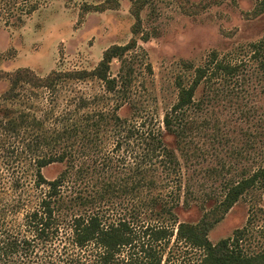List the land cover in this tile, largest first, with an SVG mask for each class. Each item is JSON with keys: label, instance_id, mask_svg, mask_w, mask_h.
<instances>
[{"label": "trees", "instance_id": "obj_1", "mask_svg": "<svg viewBox=\"0 0 264 264\" xmlns=\"http://www.w3.org/2000/svg\"><path fill=\"white\" fill-rule=\"evenodd\" d=\"M42 2L10 0L0 14L5 22L20 21L15 8L30 14ZM145 3L134 0L136 17ZM251 13L264 14V0H255ZM135 43L132 38L109 46L90 71L53 70L38 76L18 68L10 73L9 86L0 94V264H264V251L248 254L242 248V229L216 243L208 239V232L246 191L264 188V163L253 170L245 168L236 179L227 178L220 198L201 199L197 221L175 217L181 196L185 203L192 192L188 185L182 191V162L203 156L196 139L211 125L213 138L223 139L216 133L217 110L250 116L253 108L247 100L258 93L250 84L251 75L243 63L211 52L193 68L188 81L176 76V99L160 118L136 102L125 75L110 74L113 59L124 66L128 61L124 55ZM250 52L264 80V37L251 43ZM184 66L192 68L185 61ZM89 77L102 83L103 93L73 97L58 113L47 110L37 116L30 97L20 108L8 103L21 100L19 88L24 85L52 92L67 79ZM110 99L115 103L110 105ZM123 106L129 109L125 116L118 113ZM53 163L64 168L56 177L46 178L42 169ZM231 168L219 160V169L212 167L207 173L215 176L220 169ZM115 197L131 203V215L109 217L107 203L114 206ZM146 211L159 219L167 215L171 223L139 225L140 214ZM172 237L201 249L202 256L194 263L162 259L156 244Z\"/></svg>", "mask_w": 264, "mask_h": 264}, {"label": "rangeland", "instance_id": "obj_2", "mask_svg": "<svg viewBox=\"0 0 264 264\" xmlns=\"http://www.w3.org/2000/svg\"><path fill=\"white\" fill-rule=\"evenodd\" d=\"M9 2L0 0V10ZM254 4L255 0H147L136 17L134 0H44L30 14H24L17 2L15 6L19 8H15L14 13L21 16L20 21L13 22L15 19L9 18L5 22L6 17L0 14V94L9 86L10 73L18 68L31 69L38 76L53 70L90 71L106 48L125 44L133 38L135 47L124 55L128 61L121 66L118 59H113L110 74L116 78L125 75L136 102L161 118L176 99V76L183 75L188 81L193 68L201 65L211 52L243 63L251 75L250 84L258 92L247 100L253 108L250 116L242 117L233 109L217 110L216 133L223 139L213 138L211 134L215 129L212 130L211 125L206 134L196 139L203 148V156L194 162H182V191L188 185L192 192L188 202L184 203L181 196L175 217L181 222H195L202 213L198 204L201 199L208 195L220 198L227 178L236 179L245 168L253 170L264 163V93L261 92L264 80L256 62L249 58L251 43L264 37V14L253 16ZM99 5H103V9ZM184 61L192 68H186ZM19 89L23 93L21 100L8 103L20 108L26 97H30L29 103L36 106L31 111L37 116L47 110L58 113L73 97L91 98L104 91L102 83L91 77L67 79L52 92L29 85ZM108 101L110 105L115 103V99ZM118 113L125 116L129 109L123 106ZM250 141H254L252 146H249ZM238 150L242 151L241 155L235 152ZM219 160L226 165L230 163L232 168L220 169L217 175L208 176L207 169H219ZM63 168L64 164L53 163L44 167L42 173L52 179ZM113 201L114 206L107 203L109 217L120 213L131 215V203L118 197ZM139 219V225L171 223L167 215L159 219L149 211L140 214ZM263 228L264 188L255 187L246 191L208 232V239L216 243L231 236L236 229H242L240 244L244 251L248 254L263 252ZM173 238L156 244L162 259L194 263L202 256L201 249L174 242Z\"/></svg>", "mask_w": 264, "mask_h": 264}]
</instances>
